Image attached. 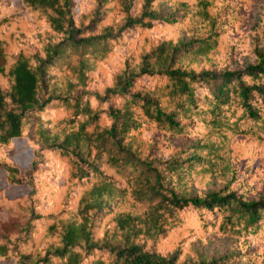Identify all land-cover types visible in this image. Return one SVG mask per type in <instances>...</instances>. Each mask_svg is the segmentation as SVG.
<instances>
[{"label":"trees","instance_id":"16d2710c","mask_svg":"<svg viewBox=\"0 0 264 264\" xmlns=\"http://www.w3.org/2000/svg\"><path fill=\"white\" fill-rule=\"evenodd\" d=\"M230 23L0 0V264H264V14L240 43Z\"/></svg>","mask_w":264,"mask_h":264},{"label":"rangeland","instance_id":"374dc122","mask_svg":"<svg viewBox=\"0 0 264 264\" xmlns=\"http://www.w3.org/2000/svg\"><path fill=\"white\" fill-rule=\"evenodd\" d=\"M221 10H224L231 21L230 25L233 27V39L231 43H240L242 41L251 40L253 37L252 31L259 16L264 14V0H219ZM237 24H239L237 26ZM22 164H28L29 161ZM212 178L208 181L207 186H215L222 184L221 178L214 181ZM5 180L0 175V188L4 187ZM16 193H22L26 188H17ZM7 218V214L0 210V223ZM233 245L232 240L228 238L212 237L204 244V248L211 254H220L229 250Z\"/></svg>","mask_w":264,"mask_h":264}]
</instances>
